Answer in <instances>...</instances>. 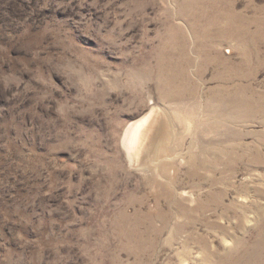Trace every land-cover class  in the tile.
Returning <instances> with one entry per match:
<instances>
[{"label":"rangeland","instance_id":"1","mask_svg":"<svg viewBox=\"0 0 264 264\" xmlns=\"http://www.w3.org/2000/svg\"><path fill=\"white\" fill-rule=\"evenodd\" d=\"M0 264H264V0H0Z\"/></svg>","mask_w":264,"mask_h":264},{"label":"bare ground","instance_id":"2","mask_svg":"<svg viewBox=\"0 0 264 264\" xmlns=\"http://www.w3.org/2000/svg\"><path fill=\"white\" fill-rule=\"evenodd\" d=\"M222 104L225 105L226 101H223ZM124 133L122 145L131 166H137L138 171H142V168L146 166H154L157 171L162 173L168 171L172 174L174 172L170 167V161L167 160V155L171 153L168 143L171 138L166 134L168 132L164 127L159 110L151 108L150 112L144 115L140 121L128 126ZM188 163L194 164L193 158Z\"/></svg>","mask_w":264,"mask_h":264}]
</instances>
